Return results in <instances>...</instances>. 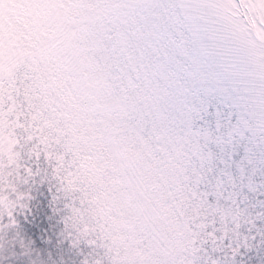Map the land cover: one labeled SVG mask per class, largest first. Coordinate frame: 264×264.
<instances>
[{
  "label": "snow or ice",
  "instance_id": "snow-or-ice-1",
  "mask_svg": "<svg viewBox=\"0 0 264 264\" xmlns=\"http://www.w3.org/2000/svg\"><path fill=\"white\" fill-rule=\"evenodd\" d=\"M9 86L133 159L116 264H264V0H0Z\"/></svg>",
  "mask_w": 264,
  "mask_h": 264
},
{
  "label": "rangeland",
  "instance_id": "rangeland-1",
  "mask_svg": "<svg viewBox=\"0 0 264 264\" xmlns=\"http://www.w3.org/2000/svg\"><path fill=\"white\" fill-rule=\"evenodd\" d=\"M52 103L47 96H26L11 86L0 91V133L15 129L24 169L32 174L20 189L26 198L11 215L14 231L21 219L33 220L28 187L42 188L50 216L47 207L42 210L37 236L46 253L80 247L92 255L93 264H116L123 227L118 177L134 161L121 151L118 169L90 130Z\"/></svg>",
  "mask_w": 264,
  "mask_h": 264
},
{
  "label": "clouds",
  "instance_id": "clouds-1",
  "mask_svg": "<svg viewBox=\"0 0 264 264\" xmlns=\"http://www.w3.org/2000/svg\"><path fill=\"white\" fill-rule=\"evenodd\" d=\"M24 157L18 146L17 133L14 128L8 127L0 133V218L9 217L14 209L26 198L27 193L20 191L31 177V173L24 169ZM23 169V173L22 170ZM14 230L11 223L0 225V264L16 256L12 251L14 245L21 249V255L30 256V242L18 239L16 235L8 237L9 230ZM28 264H34L29 260Z\"/></svg>",
  "mask_w": 264,
  "mask_h": 264
},
{
  "label": "trees",
  "instance_id": "trees-1",
  "mask_svg": "<svg viewBox=\"0 0 264 264\" xmlns=\"http://www.w3.org/2000/svg\"><path fill=\"white\" fill-rule=\"evenodd\" d=\"M35 176L38 177L39 174L37 173ZM28 190H33L32 192L34 193H31L30 195L32 196L28 198V205L33 214L32 223L21 219L15 226V231L9 230L8 237L11 238L13 235H16V237H21L26 243L30 242L29 251L31 255L27 257L20 255L21 249L19 247L15 249V246H13L12 251L16 253V256L7 260L5 264H28L29 260H33L34 264H93L92 255L80 247L64 249L59 253H51V256L46 253L38 240L37 230L39 229V224H41L42 210H46L47 207V216H50V207L45 203V192L42 188L30 186ZM10 221H12L11 218ZM10 221L9 217L2 218L0 219V225L9 223Z\"/></svg>",
  "mask_w": 264,
  "mask_h": 264
}]
</instances>
